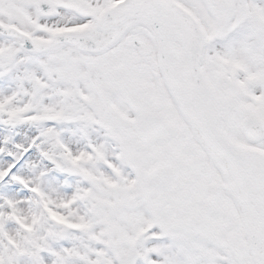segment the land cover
Masks as SVG:
<instances>
[{"label":"snow or ice","instance_id":"6c2138e0","mask_svg":"<svg viewBox=\"0 0 264 264\" xmlns=\"http://www.w3.org/2000/svg\"><path fill=\"white\" fill-rule=\"evenodd\" d=\"M0 264H264V0H0Z\"/></svg>","mask_w":264,"mask_h":264}]
</instances>
